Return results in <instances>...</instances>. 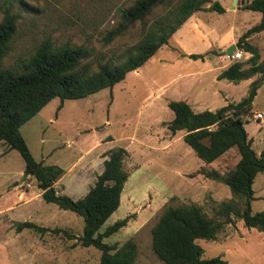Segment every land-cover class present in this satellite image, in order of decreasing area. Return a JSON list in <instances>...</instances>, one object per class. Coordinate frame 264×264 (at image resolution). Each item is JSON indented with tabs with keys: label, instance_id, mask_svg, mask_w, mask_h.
I'll use <instances>...</instances> for the list:
<instances>
[{
	"label": "rangeland",
	"instance_id": "rangeland-1",
	"mask_svg": "<svg viewBox=\"0 0 264 264\" xmlns=\"http://www.w3.org/2000/svg\"><path fill=\"white\" fill-rule=\"evenodd\" d=\"M135 1L25 0L24 5L12 1V12L18 17L17 31L3 67L26 60L46 39L55 46L84 45L104 58L124 50L138 40L139 24L109 45H105L103 38L117 25L121 10ZM212 1L218 2L224 12L201 11L199 17L208 31L204 44L190 38L188 33L183 38L185 49L189 48L193 54H206L209 48H216V52L207 53V59L179 57V48L174 44L178 41L177 35L170 40V46L157 52L153 63L142 67L140 74L131 72L113 88L83 99L61 102L55 98L20 128L33 158L44 165L67 171L88 151L78 165L61 177V183L68 188L65 195L72 199L95 184L103 171L105 151L121 147L128 152L124 167L129 178L120 206L99 232L118 220L134 216L126 227L104 239V243L117 247L133 240L137 245L134 264H163L152 251L151 229L165 206L195 204L209 219L218 220L219 205L232 200L228 187L197 174L202 162L182 138L176 139L182 132L170 142L166 124L174 115L161 101L152 99L161 85L173 79L176 85L193 86L196 94L204 88L219 87L230 103L247 96L249 80L228 86L227 82L215 85L213 76L234 63L225 54L228 43L238 42L244 32L259 23L261 15L243 9L244 4H234L235 0ZM5 9L6 4L0 2V20ZM251 38L249 43L257 49L261 62L264 60V31ZM249 58L243 52L239 62ZM258 78L256 75L250 80ZM223 102L224 98L218 96L206 101L210 111L223 106ZM60 105L62 108L58 110ZM256 113L263 118L254 119ZM244 120L245 131L253 140L252 148L260 156L264 153V84L257 90L252 114ZM232 150L234 153L217 162L223 174L232 170L237 162V150ZM205 169H217L216 162ZM23 171L24 162L19 153L0 145V264H99L100 251L84 248L74 237H69L83 234L82 218L46 204L41 198L24 206L13 205L19 193L28 198L27 193L32 197L39 192L34 179H23ZM252 190L255 200L251 203V213L255 214L264 211V172L256 176ZM11 206L13 208L8 209ZM232 220L215 240L196 241L203 258H219L224 264H264V233L246 228L242 219L232 217ZM25 222L49 231L39 233L26 228L19 231L17 226ZM55 229L62 231L54 233Z\"/></svg>",
	"mask_w": 264,
	"mask_h": 264
},
{
	"label": "trees",
	"instance_id": "trees-1",
	"mask_svg": "<svg viewBox=\"0 0 264 264\" xmlns=\"http://www.w3.org/2000/svg\"><path fill=\"white\" fill-rule=\"evenodd\" d=\"M12 1L27 4L25 0H0L6 4L0 20V145L19 153L24 162L25 178L34 179L46 204L56 205L60 210L82 218L83 234L69 237H74L84 248L93 247L100 251L99 264H134L137 245L133 240H128L121 247L104 243L105 238L126 227L134 216L118 220L104 232H99L120 206L121 194L129 178L124 167L128 152L121 147L107 151L103 171L95 184L85 196L73 200L55 188L64 170L37 162L20 128L55 98L61 102L83 99L113 88L129 73L141 68L161 47L168 45L176 31L193 14L206 10L222 14L224 10L212 0H136L121 10L117 25L103 38L105 45H109L139 24L138 40L124 50L104 58L84 45L55 46L46 39L26 60L5 68L3 61L17 31L18 17L12 12ZM209 4L211 6L207 7ZM243 9L261 15L259 23L247 30L236 43V48L250 54V58L246 62H234L217 79L237 84L259 75L251 82L247 96L215 112L195 113L182 101H170L167 105L174 115L166 124L167 131L172 136L183 132V142L205 164L213 163L230 149L237 150L239 160L228 173L205 168L197 172L228 187L232 200L219 205L216 211L218 220L209 219L195 204L165 206L151 229L152 251L163 264H224L219 258H203L196 241L215 240L224 226L232 223V217L242 219L246 228L264 233V211L251 213L254 200L252 185L255 177L264 172V153L256 154L244 128V117L252 114L257 90L264 84V60L259 62L257 49L247 42L253 34L264 31V0H250ZM158 10L160 12L156 13ZM205 56L190 55L189 58L198 60ZM61 108L62 105L58 110ZM17 228L39 233L49 231L30 222L20 223ZM61 231L53 230L54 233Z\"/></svg>",
	"mask_w": 264,
	"mask_h": 264
},
{
	"label": "crops",
	"instance_id": "crops-1",
	"mask_svg": "<svg viewBox=\"0 0 264 264\" xmlns=\"http://www.w3.org/2000/svg\"><path fill=\"white\" fill-rule=\"evenodd\" d=\"M250 2V0H236L234 4H248ZM242 8V7H241ZM200 13L202 12H197L195 14H193L177 31L176 33L172 36L175 37L178 35V38H177V42H175V47H177L176 49H178L179 51V57L181 58H187V59H190L189 56L190 55H205V54H193L189 48L188 49H185L184 47V44H183V38L185 36H187V33L190 34V38L192 39H197L199 42H202L204 44L205 40H206V37L208 36V31L204 29V26L202 25V20L201 18L199 17ZM245 33V32H244ZM257 35V34H256ZM171 38V39H172ZM251 37L247 39V42L249 43L251 41ZM236 40H232L231 42L228 43V48H230L231 45H235L236 46ZM250 44V43H249ZM170 46V42L168 44ZM167 47V45L161 47L159 49L158 52H160L163 48ZM205 47V46H204ZM218 48V47H217ZM227 48V49H228ZM211 52H216V48H209V51L207 52L208 54L211 53ZM207 53H206V56L202 59V61L204 59H207ZM157 54V53H156ZM155 54V55H156ZM216 54V53H215ZM247 54L248 56H250V54L248 53H245ZM155 55L149 59L142 67H144L145 65H148L149 63H153L155 60ZM200 60V59H198ZM141 68H139L138 70L134 71L133 73L138 75L141 73ZM229 67V65L223 67V69H220V71H218L214 76H213V79L215 80V85H218L219 83H222V82H227L228 84H226V86H228L230 84V82H228L227 80H218L217 77L218 75H220L224 70H226L227 68ZM174 79L173 80H170L168 81L167 83L161 85L158 89V94L156 96H154L152 99L154 102H157L158 100L161 101L163 103V105H168V102L170 101H182V102H185L187 103L191 109L193 110V112L195 113H201V112H204V111H210V107L209 105L206 103L207 99L208 98H212V97H223L224 98V102H223V106L221 107H218L217 109H213L211 112H215L216 110L226 106L227 104L230 103V101H228L229 99L227 98V94L224 93V91L222 89H220L219 87L218 88H215V89H209V88H204L202 91L200 92H195L193 86H188L187 83H183V84H175L174 82ZM249 83L251 84V80L249 79ZM169 93L168 97L166 96V94ZM235 103V102H234ZM238 103V102H237ZM256 114H260V113H256ZM255 114H253L254 116ZM261 120V119H260ZM183 132H182V135L177 137L176 139H181L183 137ZM175 135H180L179 132H177ZM175 135L172 136H168V139L170 140V142H173L175 141ZM183 140V139H182ZM253 141V140H252ZM7 149V148H6ZM234 149V148H233ZM109 151V150H108ZM107 152V151H105ZM194 153V152H193ZM230 153H234L232 149H230L228 152H226L223 156H221L218 160L214 161L216 162V168L217 169H214V170H217L218 172L219 171V168L217 167V162L221 159H224L226 156H228ZM238 153V152H237ZM88 155V151L85 152L83 155H81L78 160L70 167H75L76 165H78L83 159H84V156L86 157ZM106 159V157H104ZM104 159V160H105ZM200 160V159H199ZM239 160V155H238V158H237V162ZM201 161V160H200ZM202 162V161H201ZM236 162V163H237ZM42 163V161H41ZM212 165L211 164H205L204 162H202V165L197 169V170H200L201 168H209L210 166ZM236 165V164H235ZM70 168L67 170V171H64L65 173L70 171ZM209 170H212V169H209ZM64 173V174H65ZM221 174H223L222 172H220ZM63 174V175H64ZM199 175V174H198ZM256 178V177H255ZM23 179H26L25 176H23ZM61 179H59L56 183H55V188L57 190L58 193L60 194H64L67 193L68 191V188L63 185L61 183ZM255 180V179H254ZM79 183V182H77ZM15 185V184H14ZM253 186V185H252ZM27 189V188H26ZM39 190V189H38ZM88 191H85L81 196H76L77 198L76 199H73V200H78L80 198H82L83 196L86 195ZM253 193H254V200H255V192L253 190ZM41 191L39 190L38 194H33V196L31 197L29 195V193H27L28 195V198H25V196H23V194L19 193L18 194V198L16 201H14V206L15 207H18V206H24L32 201H34L35 199L37 198H41ZM122 195V194H121ZM75 198V197H74ZM253 200V201H254ZM252 201V202H253ZM13 206L9 207L8 209H12ZM12 211V210H11ZM2 212V211H0ZM0 215H2V213H0ZM12 222V220H10ZM12 224V223H11ZM13 225V224H12ZM38 226V225H37ZM41 227V226H40ZM45 228V227H44Z\"/></svg>",
	"mask_w": 264,
	"mask_h": 264
},
{
	"label": "built area",
	"instance_id": "built-area-1",
	"mask_svg": "<svg viewBox=\"0 0 264 264\" xmlns=\"http://www.w3.org/2000/svg\"><path fill=\"white\" fill-rule=\"evenodd\" d=\"M243 52L241 50L236 49L235 51H232L230 54L227 55V59H229L232 62H238L242 59ZM254 119L260 120L263 118L261 114H255L253 116Z\"/></svg>",
	"mask_w": 264,
	"mask_h": 264
},
{
	"label": "water",
	"instance_id": "water-1",
	"mask_svg": "<svg viewBox=\"0 0 264 264\" xmlns=\"http://www.w3.org/2000/svg\"><path fill=\"white\" fill-rule=\"evenodd\" d=\"M236 1V0H235ZM236 46L235 45H231L230 48H228L225 52L226 55L230 54L232 51L236 50Z\"/></svg>",
	"mask_w": 264,
	"mask_h": 264
}]
</instances>
